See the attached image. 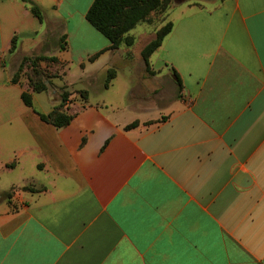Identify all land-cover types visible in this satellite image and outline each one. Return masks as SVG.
<instances>
[{
	"label": "crops",
	"instance_id": "0c3cea01",
	"mask_svg": "<svg viewBox=\"0 0 264 264\" xmlns=\"http://www.w3.org/2000/svg\"><path fill=\"white\" fill-rule=\"evenodd\" d=\"M32 1L43 24L0 0V264H264V0L170 7L150 64L183 89L153 106L130 104L132 49L112 50L86 20L94 0ZM48 21L67 37L49 56L88 90L62 128L40 117L59 91L31 90L28 107L9 73L13 39L34 51L53 40Z\"/></svg>",
	"mask_w": 264,
	"mask_h": 264
},
{
	"label": "rangeland",
	"instance_id": "374dc122",
	"mask_svg": "<svg viewBox=\"0 0 264 264\" xmlns=\"http://www.w3.org/2000/svg\"><path fill=\"white\" fill-rule=\"evenodd\" d=\"M215 3L216 0H163L162 5H170V7L174 5L214 6ZM163 15L159 11L150 13L144 22L132 30L131 34L135 40L133 45L121 46L125 47L127 51L132 49L129 52L130 69H126L123 66L124 63L120 66L123 79L134 87V96L130 97V104L136 105L144 103L148 106H153L152 101L154 100L160 101L161 103H168L179 95V86L176 79H172V76L169 74L158 78L150 62L146 64L142 57V52L145 47L156 38L157 29L160 27ZM168 20L171 21L169 18ZM44 26L43 34L50 36L53 40H49L48 38L42 39V42H40L34 51L22 48L18 49V46L15 45L12 52L14 56L8 62L11 79L14 78L17 79L18 83L27 84L28 88L25 92H30L34 83L44 81L48 86V90L57 89L59 91L58 94L61 97V101L64 91L69 92L70 94L64 106L86 101V98H88L87 89H70L65 81L68 70L70 74L68 79L70 82L75 84V82L77 83L80 80V72L77 70L78 73H75L77 68L67 61H55L52 59V56H49L60 45L54 38L57 40L61 38L62 31L57 23L48 21ZM28 48H32V45ZM97 79L99 80L100 86V76H97ZM87 85L89 86L90 83H87Z\"/></svg>",
	"mask_w": 264,
	"mask_h": 264
},
{
	"label": "trees",
	"instance_id": "16d2710c",
	"mask_svg": "<svg viewBox=\"0 0 264 264\" xmlns=\"http://www.w3.org/2000/svg\"><path fill=\"white\" fill-rule=\"evenodd\" d=\"M30 12L43 24L45 22V14L43 9L32 0H22ZM163 0H94L93 4L89 8L86 14V20L92 25L98 32H100L105 38L111 42V49L116 50L122 45L131 46L135 41L130 35H128L135 27L144 22L146 18L152 12L159 11L162 14H166L170 5H162ZM165 21V17L162 19ZM173 24L171 22L166 23L156 33V38L149 43L142 52V57L146 64H149L151 56L162 45L164 39L172 31ZM16 43V39H13L12 49L13 52ZM67 37L64 35L60 40V49L66 50ZM55 61L59 60L57 57H52ZM116 77V71L111 69L108 72L107 79L104 84V88H109L112 80ZM176 82L179 86V95L183 89L180 76L175 73ZM13 84H17V79H12ZM32 92L43 93L48 90V86L41 81H38L32 85ZM67 90V89H65ZM69 92L64 91L62 94V103L58 109H55L49 115L41 114V119L50 123L56 128H62L69 125L74 116L67 114L64 110V103L69 96ZM22 100L28 107H33L32 93L24 91L22 94ZM87 100V98H86ZM138 125L137 122L130 124L127 129L134 128ZM14 165H8L9 168ZM27 189V188H26Z\"/></svg>",
	"mask_w": 264,
	"mask_h": 264
}]
</instances>
